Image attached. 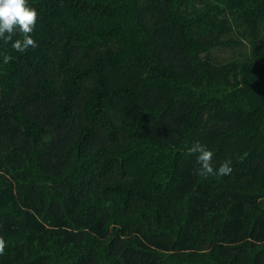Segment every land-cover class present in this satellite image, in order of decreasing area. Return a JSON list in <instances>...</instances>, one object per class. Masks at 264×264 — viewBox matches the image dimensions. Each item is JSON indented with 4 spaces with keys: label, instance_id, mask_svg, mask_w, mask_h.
<instances>
[{
    "label": "trees",
    "instance_id": "trees-1",
    "mask_svg": "<svg viewBox=\"0 0 264 264\" xmlns=\"http://www.w3.org/2000/svg\"><path fill=\"white\" fill-rule=\"evenodd\" d=\"M29 2L38 47L0 57V264H264V0ZM197 141L231 175L198 176Z\"/></svg>",
    "mask_w": 264,
    "mask_h": 264
},
{
    "label": "clouds",
    "instance_id": "clouds-1",
    "mask_svg": "<svg viewBox=\"0 0 264 264\" xmlns=\"http://www.w3.org/2000/svg\"><path fill=\"white\" fill-rule=\"evenodd\" d=\"M39 19V11L31 6L29 0H0V42L5 46L4 50L0 51L3 64L7 65L15 59L9 54L8 45L13 51L22 54L30 48L38 47L33 34ZM17 36L19 38L14 39ZM187 154L196 156L197 163L200 165L197 175L203 179L209 176L222 178L233 172L230 160L222 162L218 169L214 168V152L199 141L187 147ZM261 201H264V197H260L257 202ZM7 247L8 242L0 237V256L6 253Z\"/></svg>",
    "mask_w": 264,
    "mask_h": 264
}]
</instances>
